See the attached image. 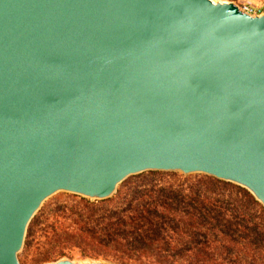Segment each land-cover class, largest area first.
I'll use <instances>...</instances> for the list:
<instances>
[{
    "label": "water",
    "instance_id": "95a60500",
    "mask_svg": "<svg viewBox=\"0 0 264 264\" xmlns=\"http://www.w3.org/2000/svg\"><path fill=\"white\" fill-rule=\"evenodd\" d=\"M146 171L211 176L264 208V9L0 0V264H22L53 195L107 199Z\"/></svg>",
    "mask_w": 264,
    "mask_h": 264
},
{
    "label": "trees",
    "instance_id": "16d2710c",
    "mask_svg": "<svg viewBox=\"0 0 264 264\" xmlns=\"http://www.w3.org/2000/svg\"><path fill=\"white\" fill-rule=\"evenodd\" d=\"M146 173L166 175L177 182L156 187L141 180L140 189L119 190L128 177L110 198L91 201L78 196L85 210H75V220L91 215L94 202L111 203V208L126 202L107 215L113 231L102 233L113 232L108 239L123 249L145 252L159 264H264V208L247 190L204 174L186 183L190 175ZM223 192L235 194L239 201L221 197ZM113 258L122 264L128 261L127 257Z\"/></svg>",
    "mask_w": 264,
    "mask_h": 264
},
{
    "label": "rangeland",
    "instance_id": "374dc122",
    "mask_svg": "<svg viewBox=\"0 0 264 264\" xmlns=\"http://www.w3.org/2000/svg\"><path fill=\"white\" fill-rule=\"evenodd\" d=\"M233 1L238 4L242 1H249L262 10L264 9V0ZM146 172L137 177H130L126 185L120 187L119 190L132 191L133 188L138 189V187L140 189L142 186L138 185V181L141 180L155 184L156 187L162 184L167 186L173 181L177 182L174 178L166 175ZM190 176L186 183H193L196 180V174H190ZM222 195L221 197L229 199L230 202L239 201L235 194L230 195L228 192H223ZM79 201L78 196L65 192H59L45 201L41 210L32 218L28 226L27 233L29 232V235H26L24 246L19 253L22 264H35L46 257L47 260H51L62 255L71 258H106L117 263L120 262L113 257L122 256L128 258L126 264H159L151 260V257L145 252H134L115 245L108 239L113 236V232L105 236L102 235L104 230H109L112 225L107 215L111 214L114 208L122 209L126 202L114 205L112 208L111 203L94 202L95 211L91 215L83 214L80 219L75 220L73 212L79 209L85 210L84 205Z\"/></svg>",
    "mask_w": 264,
    "mask_h": 264
},
{
    "label": "built area",
    "instance_id": "2783aa9c",
    "mask_svg": "<svg viewBox=\"0 0 264 264\" xmlns=\"http://www.w3.org/2000/svg\"><path fill=\"white\" fill-rule=\"evenodd\" d=\"M238 5L241 8V10L248 12V13H251V14L257 13L260 10H262L257 5H255L249 1H242Z\"/></svg>",
    "mask_w": 264,
    "mask_h": 264
}]
</instances>
